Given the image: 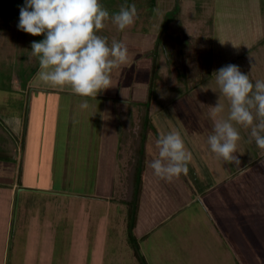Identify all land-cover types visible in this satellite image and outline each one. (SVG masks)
<instances>
[{"label":"rangeland","instance_id":"1","mask_svg":"<svg viewBox=\"0 0 264 264\" xmlns=\"http://www.w3.org/2000/svg\"><path fill=\"white\" fill-rule=\"evenodd\" d=\"M100 3L110 15L119 12L123 5L134 4L137 9L134 24L123 32L108 20L104 29L97 33L107 38L109 46L116 40L131 42L132 47L127 48L131 61L123 67L122 73L115 74L117 85L105 89L104 95L111 91L109 95L119 97L122 91L128 90L127 96L135 99V84L137 99H145L138 82L142 85L148 80V66L154 62L153 87L147 99L152 102L149 113L155 130L164 135L178 132L184 137L185 150L190 154L189 161L202 187L200 190H207L203 195L198 189L195 195L190 191L193 194L191 204L176 207L173 204L178 202L170 195L171 187L166 188L152 174L143 178L144 202L153 204L147 214H164L165 209L166 214H173L168 221L156 226L146 239L138 241L145 261L147 264H264V218L258 224L260 215L264 214L255 204L259 200L255 198H264V192L254 186L258 180L264 179V158L258 160L260 155H255L257 162L239 174L237 165L226 163L211 150L206 151L213 155V159L205 157L201 160L198 156L203 153L194 149L196 141L199 145L204 144L207 131L213 130L207 110L202 106L199 109L196 99L206 93V106L219 103L223 106L219 117H228L230 104L220 93L214 72L234 64L242 73L248 74L253 85L256 81H264V0H154L153 4L151 0H100ZM24 4L25 0H0L2 121L4 117L1 115L11 114L16 108L9 89L13 86V77L22 83L36 72L39 59L32 55L31 43L45 38L43 34L33 36L18 29L20 7ZM175 4L179 10L166 15ZM135 57H138L137 61ZM200 65L207 68L202 75ZM113 82L116 81L112 80V85ZM32 86L23 93L25 126L21 134L29 147L37 138L41 152L34 153L32 158L39 162L37 170L25 167V181L41 183L40 187L53 184L55 187L50 189L58 190V195L38 193L33 189L25 194L18 191L9 225L4 224L3 215L7 213L0 202V264H23L25 249L28 254L34 251L30 248L32 244L26 247V242L36 240L34 245L40 248L44 240H53L48 237L49 233L56 238L55 264H138L131 245L126 242L128 239H124L127 235L124 233L127 221L124 206L118 208V212L114 208L107 218L108 204L105 201L81 199V194H77L72 200L73 203H79L76 198L82 200L81 207L77 203L78 209L75 208L72 214H65L64 207L60 213V201L71 198L59 190L63 189L62 186L72 185V190L85 196L94 189L95 162L101 140L99 131L102 129L100 98L56 92L53 88L38 91ZM84 100L89 105L86 109L81 108ZM130 102H121L120 108L131 110L137 116L136 107ZM16 103L21 107L19 99ZM34 124L40 127V131L31 129ZM233 125L240 134L238 158L245 162L247 157L254 156L248 155V151L254 153L257 145L250 136V128L235 122ZM153 152H157L155 146ZM190 163L187 174L181 176L182 180L191 179L185 176L191 172ZM181 178L173 177V180ZM116 187L115 193L119 196L123 187ZM175 191L181 194L177 188ZM40 195L55 197L56 209L44 203ZM33 200L35 204H32ZM153 200L157 201L151 202ZM115 201L119 200L116 198ZM22 204L36 211L21 214ZM145 210L139 207L138 214H145ZM46 260L45 255L36 251L30 255L29 264H46Z\"/></svg>","mask_w":264,"mask_h":264},{"label":"clouds","instance_id":"2","mask_svg":"<svg viewBox=\"0 0 264 264\" xmlns=\"http://www.w3.org/2000/svg\"><path fill=\"white\" fill-rule=\"evenodd\" d=\"M136 17L134 4L123 5L119 12L110 15L100 0H25L20 7L18 29L45 37L31 43L32 55L39 59L36 75L40 82L68 87L76 95L96 98L98 93L112 87L113 70L129 61L128 49L122 41L113 40L109 46L107 38L97 33L108 20L123 32L134 24ZM213 75L230 108L227 119H222L219 117L223 111L221 104L201 103L213 124L207 143L217 157L239 166L240 160L234 153L240 134L233 122L250 128L251 138L258 148L264 149L261 134L264 133V81L253 85L248 74L234 64L220 68ZM88 106L87 100L81 103V108ZM155 146L158 154L148 162L155 176L171 180L187 174L190 154L178 132L161 135Z\"/></svg>","mask_w":264,"mask_h":264},{"label":"crops","instance_id":"3","mask_svg":"<svg viewBox=\"0 0 264 264\" xmlns=\"http://www.w3.org/2000/svg\"><path fill=\"white\" fill-rule=\"evenodd\" d=\"M130 43L131 42L125 41L124 45L128 49H131L132 47H131ZM145 49L147 50V47ZM136 53H137V51H136ZM130 57L132 58V56H129L128 63L131 61ZM150 57L152 58V55H150ZM134 59H135V61H137L138 57H135ZM126 65L122 66L119 69L113 70L112 80H114L116 82H113L112 86H114L115 83H116V85L118 83V79L115 78L116 77L115 74L122 73L123 72L122 69ZM144 66L147 68V65H144ZM38 68H39V64L35 68L34 72L35 71L37 72ZM148 68H149L148 69L149 72L147 73L146 76H147L149 81L145 80L144 82H142V85H140V83H141L140 81L138 82L139 88H140L139 90H140L141 94H143L142 92L144 91L143 95H146L145 99H143V100L137 99L136 96L138 94L137 93L138 89L135 86V84L133 86L135 88V89H133L135 99H130L129 96H127L128 90H127V92H125L126 90L122 91V95L119 97L118 96L116 97L112 94L109 95V93L111 91H109V93L105 96L104 95L106 92L105 90L101 91L102 93L100 92L96 96V97L101 99V100L99 99V106H100V119H101V123H102V129L100 127V129H101L99 131L100 132L99 134L101 137L100 148H99L98 153L96 155V158H97L96 162H95L96 170H95L93 184H92V187H94V189H92V191H89V193H87V195H86L87 197H86L84 194L77 193L76 191L72 190V185H69L67 187L62 186L63 189L60 188L59 190L65 191L66 196L67 197L71 196V198L60 201V213H62L63 207L65 210L64 211L65 214H72V211L75 208L78 209L77 206L79 203H80V207H81V203L83 202L82 200L75 197L77 199L76 201H79V203L77 202L78 204L73 203V200H72L73 196L77 195V194H81V196H82L81 199L82 198H84V199H92L93 198L92 201H95L96 199L105 201L106 204H108L107 218H109L110 212L114 211V208H116L117 212H118V208H120L121 206H122V208H124L123 204L119 203L118 201L116 202L115 200H113L112 197H114V196H112V191L114 190L113 191V195H114V193L116 192L115 188H117L116 187L117 185L118 186L121 185L124 188V185L122 183L123 182L122 176L124 175L125 170L128 167V162L130 161V158H132V156H134L135 149L133 148L134 147L133 145L135 142H138V139H139V132H136V130L139 127V121L138 120H139L140 114H141V109H140L141 104L148 101L149 102V109L151 110L150 104H152V102H151V100L147 99L148 94H149V93H147V91L149 92V88L151 87V84L153 85V80L151 82L152 64H151V66H148ZM36 72L32 73L31 76L29 78H27L26 80L21 81L23 84L20 83L19 79L16 80L15 76L13 77V86L9 87V89L12 90L11 95H13L12 97H14V101H15L13 103V105L16 108L14 110H12L11 114L9 113L6 115H1L2 117H4L3 121L0 119V121H1V123H0V202L2 205H4V210L6 211L5 213H7V214L3 215L5 217L4 224H8V225L10 224V221H11L12 216H13V214H12L13 204H14V200H15L16 196H18L17 195L18 191H19V193L22 192L21 194H25V192H27V190L33 189L34 192H38V193L42 192L43 194H48V195L49 194L58 195V193H56V191H58V190L50 189L51 187H55V186H53V184L46 183L47 184L46 186L40 187L41 183L39 185H37L36 182L25 181V172H24L25 170L24 169L26 166L37 170V165L39 164V162L35 160L36 161V163H35V161L32 160V158L34 156V153H36L35 155L40 154L41 147L39 145L40 143H39V140L37 138L33 139V141L30 143L31 147H29V143L26 144V142L24 141V136H23V134H21V132L25 126L24 125V123H25L24 122V115H23L24 111L22 108L23 107L22 102L24 101L25 94H23V93H26L27 90L31 87V85H34L32 87H36L35 90H38V91L46 89V88H49V89L53 88L54 90H56V92H61V91L72 92V91L68 87H63V88L51 87L47 84H43L42 82L39 81V79L36 75L37 74ZM139 80L142 81L143 79H139ZM135 81H137V80H135ZM115 86L112 88H115ZM205 94L203 97L200 96L202 98H199V96H198L199 99H196V100H198L199 102L195 101L196 104L197 103L200 104L199 109L201 107V103L206 105L208 102V98ZM0 98L2 99L3 95H1ZM16 99L20 100V106L21 107H19L18 103H16ZM124 101H126V103L131 101L130 104H132V106L136 107L137 116L136 115L134 116L131 113V110H129V111L121 110L120 103L124 102ZM185 105H186V103H185ZM150 119H151V115H150ZM178 119L180 120L181 118H178ZM150 121L153 125L152 119ZM208 122H209V124H212V120H210ZM212 128H213V125H212ZM31 129L35 130V131L36 130L40 131V127L37 124H34ZM153 129L155 130L154 125H153V127H150L149 130L145 131V137L143 140V154H144L143 157L144 158H143L142 180L146 176H150L151 174L154 175L152 170L148 166V162L158 154L157 152H155V153L153 152V147L155 146L156 140L163 134V133L157 132V130L154 131ZM211 133H213V130L207 131L208 135L205 136L206 139L208 138L209 135H211ZM261 134L264 135V133H261ZM9 135H11V136H9ZM181 137H183V136H181ZM189 138L190 137L188 136L187 139H189ZM182 139H184V137ZM155 148H156V146H155ZM194 149H196L197 152L203 153V156L202 155L198 156L201 160H203V158L205 159V157H209V158L213 159L212 154H214V153L209 154L206 151V150H210V147L206 141L204 144H200V145L196 141V147L194 146ZM248 152H249L248 155H250V156L254 155V156H252V158L247 157V160L245 162H242L240 160V164L238 166V173L239 174L245 173V171L248 170L249 167H252L254 165V163L257 162L255 155L256 156L260 155L258 157L259 158L258 160L264 158V149H260V148L256 147L253 149L254 153H252L250 151H248ZM238 154H239L238 151L236 153H234V155L237 157H238ZM196 159H198V158H196ZM194 162H197V161H194ZM31 163H32V165H31ZM189 163H190V161L187 162V165ZM190 166L192 167L191 169L189 168V171H191V172L185 176H188L191 179H183L182 180V178L184 177L183 173L179 175L180 178L182 176L181 180H179V179L173 180V178L171 180H165V179H161L159 177L156 178L157 180L162 181L165 184L166 188L171 187L170 195L173 197L172 198L173 201L178 202L177 205L173 204L176 207L178 205L183 206L184 204L185 205L191 204V202L193 200V194L195 195L196 189L199 190L201 195H203V193L207 192V190H205V189L200 190V188H202V187L199 186L200 182L194 176V173H193L194 166L192 163H190ZM262 177H264V176H262ZM260 178L261 177L259 176L258 179H260ZM142 184H143V181H142ZM250 185H251V183H250ZM254 186H256V189L260 188L261 191L264 192V179L261 178V180H258V184L254 185ZM67 188H68V190H67ZM176 188L179 191H181V194L178 195L176 193V191H175ZM190 191H192L193 194ZM172 193H174V194H172ZM40 196L42 198L41 200H43L44 203H49L50 206H53V208L56 209V203L54 201L55 197L51 198L50 196H46V195H40ZM78 196H80V195H78ZM256 197H257V195H256ZM258 198H259L258 203H255L257 210L261 214H264V198L257 197L255 199H258ZM144 199L145 198L143 196V189L141 188V193H140L139 203H138V212L136 215V221H135V225L133 228V234L137 239L141 238L144 234L150 233L151 231H153L155 229L156 226L157 227L160 226L164 222L168 221L171 216H173L172 213L166 214L167 209H165L164 214H147V213H149L148 212L149 206L152 205V207H153V204H150V203H149V205L145 204ZM25 200L26 199H24L22 202H25ZM154 201H157V200H153L151 202H154ZM32 204H35L34 200L32 201ZM147 205H148V207H147ZM139 207H140V210H141V208L146 209L145 214H138L139 213ZM27 211H30L31 214H34L36 209L33 207H28V206H26V204H22V206L20 208V213L25 214V212H27ZM122 214H124V209H123ZM208 214H210V213H208ZM115 216H117V215H115ZM262 218H264V215H260V221L258 222V224H261ZM8 225L6 227L7 228L6 234L7 235H8V231H9ZM125 232H126V225L124 226V233ZM7 235H6V238L8 237ZM48 237L52 238L53 240L51 242H46L44 240L43 241L44 245H40V248H37L34 245L36 240H33V242L31 241L32 243L26 242V245H27L26 247H30L29 244H32L30 248H32L34 250L33 252H36V251L39 252L40 251V253L45 255L47 258L46 264H52V262L54 263V257L56 255V253H55L56 243L54 244V242L56 241V238H55V236L53 237L51 233L48 234ZM124 239H126V237H124ZM70 241H71V236H70ZM126 242H127V240H126ZM111 250L115 251V249H111ZM33 252L28 254L27 250L25 249L23 259L21 260L22 262H24L23 264H29L30 255H33ZM65 255H66V253H65ZM106 264H114V262H112V263L108 262Z\"/></svg>","mask_w":264,"mask_h":264},{"label":"trees","instance_id":"4","mask_svg":"<svg viewBox=\"0 0 264 264\" xmlns=\"http://www.w3.org/2000/svg\"><path fill=\"white\" fill-rule=\"evenodd\" d=\"M152 4L154 0H151ZM179 10L178 4H175L172 9L166 11V15H168V12L171 14L173 12H176ZM168 17V16H167ZM169 18V17H168ZM169 22V21H167ZM198 67V66H197ZM156 68V64L154 66V69ZM200 75L204 74L207 70V68H202L200 65ZM199 75V76H200ZM152 80H154V73L152 76ZM152 82V81H151ZM152 86V84H151ZM153 87V86H152ZM149 88V94L151 92V88ZM141 114L139 118V127L137 128L136 132H139V139L138 142L134 143V149L135 153L132 158H130V161L128 162V167L125 170L124 175L122 176L123 179V185L124 188L119 192V196H117L116 193H114L113 200H116V198L120 201L121 204L126 208L127 211V221H126V238L128 239L127 243L131 245V248L133 249V253L136 256L138 260V264H147L144 257L140 253V247L138 244V241L146 239V236L149 235V233L144 234L141 238L137 239L133 234V228L136 221V215L138 212V203H139V197L141 193L142 188V169H143V140L145 137V131L149 130L150 127H153L150 119V113H149V102L146 101L141 104ZM118 201V202H119Z\"/></svg>","mask_w":264,"mask_h":264},{"label":"water","instance_id":"5","mask_svg":"<svg viewBox=\"0 0 264 264\" xmlns=\"http://www.w3.org/2000/svg\"><path fill=\"white\" fill-rule=\"evenodd\" d=\"M154 61V60H153ZM154 62H153V64H152V70H151V77H152V75H153V73H154ZM151 81H152V79H151Z\"/></svg>","mask_w":264,"mask_h":264}]
</instances>
